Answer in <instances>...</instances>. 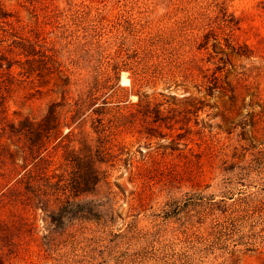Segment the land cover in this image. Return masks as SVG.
Masks as SVG:
<instances>
[{
    "label": "rangeland",
    "instance_id": "obj_1",
    "mask_svg": "<svg viewBox=\"0 0 264 264\" xmlns=\"http://www.w3.org/2000/svg\"><path fill=\"white\" fill-rule=\"evenodd\" d=\"M0 264H264V0H0Z\"/></svg>",
    "mask_w": 264,
    "mask_h": 264
},
{
    "label": "trees",
    "instance_id": "obj_2",
    "mask_svg": "<svg viewBox=\"0 0 264 264\" xmlns=\"http://www.w3.org/2000/svg\"><path fill=\"white\" fill-rule=\"evenodd\" d=\"M7 68L10 69L11 65ZM19 126V129L11 127L10 132L12 135L24 140L22 147L23 160L25 161L28 157L32 163L42 162L44 160L42 154L46 149V140L57 127V115L54 107H49L41 121H21ZM26 173L28 176L26 178L21 176L18 183L23 184L26 191L32 193L35 198L36 196L53 197V203L58 206V218L49 215L51 211L46 208L42 210L54 222H60L65 216L72 214V206L76 204L84 193L89 192L91 186L96 185L97 182L94 179V175H91L88 180L84 178L67 179L63 183L59 181L55 184L45 175L37 178V176H31L30 170H27Z\"/></svg>",
    "mask_w": 264,
    "mask_h": 264
},
{
    "label": "bare ground",
    "instance_id": "obj_3",
    "mask_svg": "<svg viewBox=\"0 0 264 264\" xmlns=\"http://www.w3.org/2000/svg\"><path fill=\"white\" fill-rule=\"evenodd\" d=\"M127 81V80H126ZM124 82V81H123ZM125 83V82H124Z\"/></svg>",
    "mask_w": 264,
    "mask_h": 264
}]
</instances>
